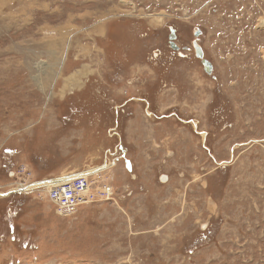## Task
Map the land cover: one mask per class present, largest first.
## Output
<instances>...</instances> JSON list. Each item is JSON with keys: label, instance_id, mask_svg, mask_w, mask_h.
<instances>
[{"label": "rangeland", "instance_id": "1", "mask_svg": "<svg viewBox=\"0 0 264 264\" xmlns=\"http://www.w3.org/2000/svg\"><path fill=\"white\" fill-rule=\"evenodd\" d=\"M0 194V264H264V0H0Z\"/></svg>", "mask_w": 264, "mask_h": 264}, {"label": "built area", "instance_id": "2", "mask_svg": "<svg viewBox=\"0 0 264 264\" xmlns=\"http://www.w3.org/2000/svg\"><path fill=\"white\" fill-rule=\"evenodd\" d=\"M27 168L28 166H26ZM24 170L25 166L20 164L15 168L13 175L22 181H13L15 183L14 188L7 190L5 195L7 196L12 192H37L40 198L56 206V212L61 217L73 216L80 210L81 206L94 202L117 200L115 186L101 181L100 174L106 170L93 172L91 167H86L71 171V178L59 183H51L55 181V176L36 179L32 177L31 172L26 177L20 176L19 173Z\"/></svg>", "mask_w": 264, "mask_h": 264}, {"label": "water", "instance_id": "3", "mask_svg": "<svg viewBox=\"0 0 264 264\" xmlns=\"http://www.w3.org/2000/svg\"><path fill=\"white\" fill-rule=\"evenodd\" d=\"M171 32L175 33V29L172 28ZM198 35H199V33H196V36H198ZM171 37L173 38L174 36L172 35ZM174 47L177 48V46H175V45H174ZM194 48H195V51L197 52V55L199 57H202L204 52H203L202 47L197 43V41L194 42ZM203 63L205 65V67H207L208 71H211L213 69V65L211 64V62L209 60L203 59ZM132 165H133L132 161L126 158V166L129 170H132ZM103 169H104V166H102L101 169L99 168V170H103Z\"/></svg>", "mask_w": 264, "mask_h": 264}, {"label": "bare ground", "instance_id": "4", "mask_svg": "<svg viewBox=\"0 0 264 264\" xmlns=\"http://www.w3.org/2000/svg\"><path fill=\"white\" fill-rule=\"evenodd\" d=\"M156 17H157V19H159L160 21H161V19L163 18L162 14H161V15H158V16H156ZM159 20H158V21H159ZM69 178H71V176H70V177H67V178H62L60 182H62V181H64V180H68ZM51 183H59V181H58V180H55V181H53V182H51ZM3 195H4V193H3ZM0 196H2V194H0Z\"/></svg>", "mask_w": 264, "mask_h": 264}]
</instances>
